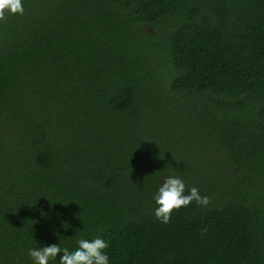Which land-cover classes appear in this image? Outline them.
<instances>
[{
    "label": "trees",
    "instance_id": "16d2710c",
    "mask_svg": "<svg viewBox=\"0 0 264 264\" xmlns=\"http://www.w3.org/2000/svg\"><path fill=\"white\" fill-rule=\"evenodd\" d=\"M22 2L0 22V264L97 237L109 264H264V0ZM192 106L209 163L174 173L210 203L165 224L187 150L133 144Z\"/></svg>",
    "mask_w": 264,
    "mask_h": 264
},
{
    "label": "clouds",
    "instance_id": "9594fccd",
    "mask_svg": "<svg viewBox=\"0 0 264 264\" xmlns=\"http://www.w3.org/2000/svg\"><path fill=\"white\" fill-rule=\"evenodd\" d=\"M23 14L22 0H0V22H7L11 15ZM153 199L156 204L154 215L165 224L170 222L172 213L182 207H188L193 202L201 207L210 203V197L202 196L196 187H192L186 194V185L178 176L165 178ZM77 243L78 246L72 251L60 244L32 248L29 249L28 256L32 264H49L50 261L57 260L59 253H62L59 264H109L106 250L110 245L104 239L80 238Z\"/></svg>",
    "mask_w": 264,
    "mask_h": 264
},
{
    "label": "rangeland",
    "instance_id": "374dc122",
    "mask_svg": "<svg viewBox=\"0 0 264 264\" xmlns=\"http://www.w3.org/2000/svg\"><path fill=\"white\" fill-rule=\"evenodd\" d=\"M195 108V106H192L186 113L180 111L177 114L180 121L175 123V128L171 133L162 135L159 131L158 134L152 132L156 136L151 137V134H147L144 137L146 142L136 141L133 144L139 156L150 153L155 162L161 161L164 164L173 162L176 159L172 149L184 145V150H187V154L178 160L174 169L169 168V171H171L169 174L172 175H163L160 180L161 183L169 176H179L177 171L182 167L183 163L193 168L208 166L209 152L208 143L205 139L206 125L198 119L197 115L199 112ZM176 169L177 171L174 173Z\"/></svg>",
    "mask_w": 264,
    "mask_h": 264
}]
</instances>
